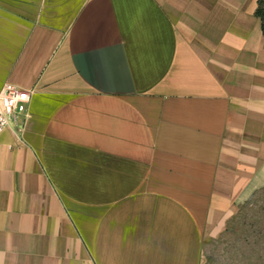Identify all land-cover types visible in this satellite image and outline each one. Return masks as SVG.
<instances>
[{
	"label": "crops",
	"instance_id": "crops-1",
	"mask_svg": "<svg viewBox=\"0 0 264 264\" xmlns=\"http://www.w3.org/2000/svg\"><path fill=\"white\" fill-rule=\"evenodd\" d=\"M256 0H0V264H200L264 189Z\"/></svg>",
	"mask_w": 264,
	"mask_h": 264
},
{
	"label": "rangeland",
	"instance_id": "rangeland-1",
	"mask_svg": "<svg viewBox=\"0 0 264 264\" xmlns=\"http://www.w3.org/2000/svg\"><path fill=\"white\" fill-rule=\"evenodd\" d=\"M205 229L200 264H264V189Z\"/></svg>",
	"mask_w": 264,
	"mask_h": 264
},
{
	"label": "built area",
	"instance_id": "built-area-1",
	"mask_svg": "<svg viewBox=\"0 0 264 264\" xmlns=\"http://www.w3.org/2000/svg\"><path fill=\"white\" fill-rule=\"evenodd\" d=\"M30 93V90L11 83H4L0 86V131L13 118L18 104L28 101Z\"/></svg>",
	"mask_w": 264,
	"mask_h": 264
},
{
	"label": "trees",
	"instance_id": "trees-1",
	"mask_svg": "<svg viewBox=\"0 0 264 264\" xmlns=\"http://www.w3.org/2000/svg\"><path fill=\"white\" fill-rule=\"evenodd\" d=\"M254 14L260 20L261 31L264 37V0H256ZM264 46V42H263Z\"/></svg>",
	"mask_w": 264,
	"mask_h": 264
}]
</instances>
